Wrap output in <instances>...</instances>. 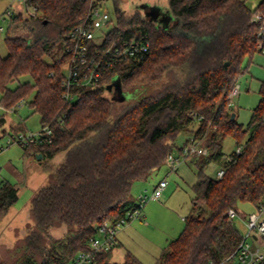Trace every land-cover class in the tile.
Here are the masks:
<instances>
[{
	"label": "trees",
	"instance_id": "16d2710c",
	"mask_svg": "<svg viewBox=\"0 0 264 264\" xmlns=\"http://www.w3.org/2000/svg\"><path fill=\"white\" fill-rule=\"evenodd\" d=\"M112 2L117 22L111 35H147L150 50L142 60L127 59L107 69L97 87L79 88L74 101L64 97L65 51L72 31L99 1L28 0L23 7L35 8L33 15L18 11L10 17L9 54L0 57L2 106L13 110L31 97L27 104L40 115L42 127L52 130L51 144L23 148L24 157L64 154L57 168L43 165L53 179L31 200L34 226L17 249L21 262L70 264L79 252L90 250L101 225L136 206L134 184L148 180L169 153H180L177 138L198 123L192 139L209 154L196 160L193 213L155 264H220L240 241L229 210L237 211L240 203L257 206L264 197V82L247 129L236 113L232 119L228 107L229 94L247 71L244 57L262 52L260 43L264 47V0L254 8L249 0H168L174 23L167 28L139 11L128 15L122 0ZM59 47L63 54L55 59ZM168 75L170 84L158 93L123 102L121 110L104 95L116 76L125 92H135ZM22 77L28 80L9 88ZM12 128L26 131L24 123ZM228 136L237 144L246 141L240 155L223 162ZM219 162L228 167L222 179L205 174L209 164ZM18 200L16 185L0 186V226ZM62 227L65 231L54 238L53 231ZM112 253L101 252L96 264H112ZM122 264L144 263L128 252Z\"/></svg>",
	"mask_w": 264,
	"mask_h": 264
},
{
	"label": "rangeland",
	"instance_id": "374dc122",
	"mask_svg": "<svg viewBox=\"0 0 264 264\" xmlns=\"http://www.w3.org/2000/svg\"><path fill=\"white\" fill-rule=\"evenodd\" d=\"M98 1L101 12H108L115 25L117 21L112 0ZM261 1L249 0V5L254 8ZM148 6L158 8L161 15L169 17V20H166V25L165 23H160L161 25H165L167 28L174 23V20H171L168 0H122V9L128 15L137 11L145 15V11H150ZM22 9V2L0 0V27H3V31L0 33L1 58H6L9 54L5 39L10 26V18L6 17L4 20L2 15L7 10H19V12H22ZM155 23L159 24L158 21ZM110 28L104 29V32H108ZM62 54V48L59 47L54 58L59 59ZM47 59L50 62L53 61L50 57ZM242 66L247 68V71L238 77L236 83L240 86V93L234 98H228V107L230 112L236 113L237 122L247 129L260 100V85L264 82V52L258 50L252 56H245ZM26 80H28L27 77H22L19 81L9 84V88L15 89L20 82ZM171 80V75H168L158 84L146 86L145 88L139 87V90L135 92H125L114 88L112 91L107 89L104 95L115 100L117 102L115 109L121 110L123 102L139 99L146 94H156L170 84ZM31 99L30 97L26 101H22L20 106L13 107V110H7L2 106V94L0 92V146L7 147L8 135L15 132L12 127L18 124L24 123L26 132H39L42 130L40 115L33 113V110L27 104ZM197 128L198 123H195L188 130L183 131L176 140V146L181 147L184 145ZM245 141H242L241 144L245 145ZM238 145L231 136L226 137L223 142V162L228 159ZM38 155L33 154L29 157H24L23 147L19 145L9 146L0 153V186L9 181L16 185L19 195V200L9 209L0 226V264H22L21 251L17 249L22 245L23 238L34 226V221L30 216L31 200L41 187L46 186L53 179V173L45 171L43 165L48 163L52 167L57 168L64 159V154L62 153L53 159L43 156L38 158ZM186 159H188L187 162L182 165L178 172L170 170L168 166L163 165L160 169L153 172L149 180L135 183L133 186L132 195L138 202L140 195H151L155 184H158L164 178L169 185L160 200H151L144 205L142 210L143 218L131 222L135 228L130 233L128 240L132 241L131 245L139 251V257L144 261V264L156 263L161 251L157 253L155 247L159 243H164L165 238H169V240L178 238L185 225L182 217H188L193 213L192 206L195 196L193 186L197 180L198 168L196 160L198 158L188 157ZM221 165L222 163L220 162L209 164L205 168V174L215 179ZM141 186L142 188L140 189ZM237 211L238 217L233 223L238 232L244 234L246 232L245 221L255 211V208L249 203H240ZM244 217L246 218L244 219ZM64 231L65 228L63 227L55 229L53 231L54 238H59Z\"/></svg>",
	"mask_w": 264,
	"mask_h": 264
},
{
	"label": "built area",
	"instance_id": "2783aa9c",
	"mask_svg": "<svg viewBox=\"0 0 264 264\" xmlns=\"http://www.w3.org/2000/svg\"><path fill=\"white\" fill-rule=\"evenodd\" d=\"M23 6L28 0H17ZM25 13L34 14L35 8L28 7ZM19 11V10H18ZM18 11L7 10L2 15L5 20ZM260 15L255 16L258 20ZM113 20L108 12H101L99 3L95 5L87 19L77 26L71 33V44L66 48V57L63 64L62 85L65 89V99L74 101L80 96L79 88H95L101 81L102 74L107 69L114 67L120 61L127 59L142 60L150 50V41L147 35L131 38L123 37L121 32L118 37L111 35L114 28ZM111 27L108 32L104 29ZM3 27H0V33ZM99 33V34H96ZM264 35V29L261 32ZM259 48L264 52L263 44ZM240 86L235 84L229 99L238 96ZM20 102L17 107L20 106ZM52 130L49 126L42 127L39 132L17 131L8 135L6 145H19L23 148L39 146L52 143ZM0 146V153L5 150ZM244 145L239 144L233 154L228 157L231 162L235 156L243 152ZM209 151L200 145L199 140H192L181 147V152L172 151L165 159L164 165L170 170H176L181 162L188 158H199L207 156ZM228 167L221 165L215 179L224 177ZM168 186L167 180L160 181L154 188L151 195L142 194L138 198L136 206L129 210L121 219L115 222H105L98 229L95 237L90 239L91 249L79 252L70 264H96L97 257L101 252H108L115 249L118 232L130 222L143 218L142 210L144 205L151 200H158L162 197ZM245 221L246 232L240 234V241L231 255L220 264H264V197ZM229 218L234 221L238 217L236 210H229ZM246 217H244L245 219Z\"/></svg>",
	"mask_w": 264,
	"mask_h": 264
},
{
	"label": "crops",
	"instance_id": "0c3cea01",
	"mask_svg": "<svg viewBox=\"0 0 264 264\" xmlns=\"http://www.w3.org/2000/svg\"><path fill=\"white\" fill-rule=\"evenodd\" d=\"M193 139H192V137L191 138H189L186 142H185V144L186 143H188V142H190V141H192ZM183 146V145H182ZM187 160L188 159H184L182 162H181V164H180V166L175 170V172H178L180 169H181V167H182V165L184 164V163H186L187 162ZM152 175H153V173H152ZM152 175L150 176V178L152 177ZM165 179V178H164ZM149 180V179H148ZM166 180V179H165ZM142 182V181H141ZM138 183V182H137ZM157 186V184H155V186H154V188ZM169 186V185H168ZM142 188V186L140 187V189ZM153 188V189H154ZM147 191V190H146ZM163 195H164V193H163ZM162 195V196H163ZM135 198V197H134ZM162 198V197H161ZM160 198V199H161ZM160 199H158V200H160ZM185 218L186 217H182V220H184L185 221ZM140 224H142V223H140ZM144 226H146V224H144ZM134 226L132 225V223L130 222V224H129V226L127 225L126 227H124L123 229H121L119 232H118V234H117V247L113 250L114 251V253H113V255H112V258H111V263L112 264H122L124 261H125V257H126V254L128 253V252H131L132 254H134L137 258H139L141 261H142V259L139 257V254H138V250H136V249H134L135 247H133V245H131V242L128 240L129 239V237H130V233L132 232V231H134ZM176 239V238H175ZM175 239H171V240H169V238H165V241H164V243H159V245L158 246H156L155 247V250H157L156 252L157 253H159L160 251H161V253H162V250L168 245V243L170 242V241H172V240H175ZM134 241V240H133ZM156 252H154V253H156ZM161 255V254H160ZM160 257V256H159ZM143 263H144V261H142Z\"/></svg>",
	"mask_w": 264,
	"mask_h": 264
},
{
	"label": "water",
	"instance_id": "95a60500",
	"mask_svg": "<svg viewBox=\"0 0 264 264\" xmlns=\"http://www.w3.org/2000/svg\"><path fill=\"white\" fill-rule=\"evenodd\" d=\"M157 10H158V8L157 9H152V12H147V16L153 15L154 14L153 12H155ZM114 88H117L120 91L123 90L121 78L119 76L114 77L112 82H111V84L107 87V89L110 90V91H112ZM234 118H235V113L232 115V119H234ZM41 157H42V155H38V158H41Z\"/></svg>",
	"mask_w": 264,
	"mask_h": 264
},
{
	"label": "flooded vegetation",
	"instance_id": "af4514ba",
	"mask_svg": "<svg viewBox=\"0 0 264 264\" xmlns=\"http://www.w3.org/2000/svg\"><path fill=\"white\" fill-rule=\"evenodd\" d=\"M148 7H150V6H148ZM149 9H150V11H145V16L146 17H148L153 22L158 21L159 24L160 23H165V25H166V23H167L166 20H169V17H165V16L161 15L160 12L158 11L159 9L157 11L153 12L154 13V14L152 13L153 15L147 16V12H152V9H157V8L156 7H150Z\"/></svg>",
	"mask_w": 264,
	"mask_h": 264
}]
</instances>
